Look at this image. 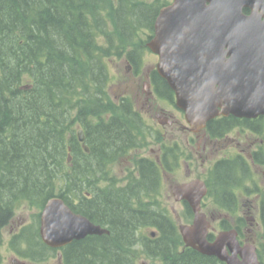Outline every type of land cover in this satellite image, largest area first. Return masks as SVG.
I'll list each match as a JSON object with an SVG mask.
<instances>
[{
	"label": "trees",
	"instance_id": "obj_1",
	"mask_svg": "<svg viewBox=\"0 0 264 264\" xmlns=\"http://www.w3.org/2000/svg\"><path fill=\"white\" fill-rule=\"evenodd\" d=\"M103 1L0 0V246L3 227L13 215L15 202L33 200L42 207L49 197L58 195L71 206L72 198L77 196L73 192L84 190L86 185L91 190L92 179L95 177L99 183L101 171L114 162L118 153L139 147L138 137L147 140L141 129L143 118L130 102L124 100L116 105L107 98L105 58L112 43L100 44L98 34L105 32L99 30L105 9L115 31L111 35L121 42H131V33L143 27L152 31L153 8L147 0H111L102 5ZM111 35L107 36L108 42L112 41ZM128 56L136 58L129 62L137 67V53L132 51ZM155 76L159 80L154 82L158 98L173 100L164 79ZM108 111L110 117L101 118V112ZM92 118L98 120L93 122ZM263 121L262 117L250 121L233 115L220 116L209 120L206 130L212 136L222 135L236 125L258 131ZM75 122L84 130L88 152L72 127ZM157 138L162 144V161L168 167L170 153L178 158L179 148L162 142L160 133ZM139 159L135 161V179L131 175L125 188L118 190L134 194L156 189L153 186L159 181L157 168L146 159ZM246 168L239 157L215 162L206 176L210 203L227 208L233 200V190L251 179ZM94 170L100 174L93 175ZM90 206L86 200L81 211L89 214ZM94 208L114 219L109 222L110 234L72 240L64 248L66 261H131L133 255L129 251L135 249L137 215L129 206L124 208L117 203L101 202ZM260 222L264 233V209ZM162 231L159 240L149 242L152 250L145 251L147 256L152 258L157 252L164 264H223L215 256L192 248L171 253L168 239L179 236L172 229ZM18 237L19 240L10 239L9 246L21 256H36L49 249L41 242L37 227L29 228L25 234L22 231ZM19 241L25 244L23 249ZM259 255L264 264L262 253Z\"/></svg>",
	"mask_w": 264,
	"mask_h": 264
},
{
	"label": "water",
	"instance_id": "obj_2",
	"mask_svg": "<svg viewBox=\"0 0 264 264\" xmlns=\"http://www.w3.org/2000/svg\"><path fill=\"white\" fill-rule=\"evenodd\" d=\"M243 6L253 11L245 15ZM258 7L253 0H173L161 9L146 45L158 55L155 68L173 90L188 130L198 132L219 115H264V20ZM77 137L88 151L82 129ZM172 192L187 199L194 212L190 225H180L187 246L226 264H260L256 247L240 245L235 229L207 239L209 221L199 210L207 192L204 180L174 184ZM103 233L109 230L73 212L59 196L42 207L39 234L48 246Z\"/></svg>",
	"mask_w": 264,
	"mask_h": 264
},
{
	"label": "flooded vegetation",
	"instance_id": "obj_3",
	"mask_svg": "<svg viewBox=\"0 0 264 264\" xmlns=\"http://www.w3.org/2000/svg\"><path fill=\"white\" fill-rule=\"evenodd\" d=\"M254 3L259 4V7L257 8L256 12L259 14L261 20H264V0H253ZM173 3V0H152V2H147V4L152 5L153 10V16H152V31H151V37L154 34V22L156 18L159 16L160 11L162 8L169 6ZM253 11L251 6H243L242 12L245 15H249ZM153 33V34H152ZM149 34V35H150ZM155 59V62H153V67L148 68L145 70L144 75L145 79L142 83V88L140 90V94H136L137 97L135 100H130L127 95H124L122 93L116 94L114 96V101L116 102V105H119L124 100H127L130 102L131 106L135 109V111L142 117V114L136 109L139 108L141 111L149 112L151 116L157 119V122L161 125H163V131H160L161 136H166L168 139L169 145L172 146L174 149L178 146L180 155L183 157H180L179 160L176 158L175 155L170 153V158L167 159L169 163L167 164L168 167L164 164L162 161V144H159L157 146V149L150 148L149 155L151 154L152 158L147 156L138 157L140 159H146L147 161L151 162L153 166H155L158 170V178L159 181L156 184H154V188H150V190H138L136 193L133 194L131 191H124V190H118L123 189L127 185H115L113 184V180L111 178V175L107 176L105 178V181L109 184L105 185L106 188L103 189L102 186H99V183H97L96 179H92V189L91 190H85V191H75L73 193H77V196H74L72 198V204L69 205L68 202L64 200V202L72 209L73 212L82 214L86 216L91 222L94 224H98L102 227H105L109 230L110 234V221L114 220L111 216L102 215L96 209L94 208L95 205L101 202H110L117 203L118 205L123 206L124 208L129 206L133 214H136V226H135V235L133 237V247L139 248V251L137 252L138 255H146L145 251L152 250V246L149 242H153L156 240H159L163 233L164 229H172V231H175L177 233V236H173V239H168L167 243H170L169 247L172 252L180 253L184 250H189L190 246H186V244L183 241V238L180 233V225H190L194 218V212L189 204L188 200L185 198L178 199L172 192V186L174 184L187 182L189 180L184 181H174L169 185V193H166V191L159 190L160 183L163 182V178H171V174L173 173V170H175L179 164L180 159L183 158V161L187 162L188 160L192 159L193 152L196 153L198 151L199 155L201 156V160L203 162H206L209 158L213 157L216 153H219L223 151V146L226 145V143L232 142L234 144V148L237 147V151L233 153V155L227 157L225 156L226 153L221 154L220 156L216 157L214 160V163L217 162L220 159H234L239 157L242 162L247 166L248 171H252V169H260L262 163L261 161L264 160V151H263V145H264V121L262 122V126H259V130L255 131L253 128L250 127H244V126H233L228 132L219 135V136H212L211 133H208L206 129H202L199 132H191L186 127L182 126L184 124V116L183 113L176 108L175 102H174V93H173V100H167L165 98H158L157 94L155 93L154 89V82L159 80L156 78V74L161 77L158 72L155 69V64L158 61V55L154 52H151ZM136 58L132 57L129 59H126V62L128 63L127 67L133 68L134 76H139L138 69L134 68V66L129 62L134 61ZM136 63V61H135ZM163 79V78H162ZM166 82V80H164ZM167 84V82H166ZM168 85V84H167ZM132 89V83L130 81H127L124 84V88ZM169 87V86H168ZM161 101H166L169 103V108H166L160 104ZM134 102V103H133ZM136 107V108H135ZM175 111H179L178 113H181L180 118H178L175 114ZM110 117V116H109ZM107 117V118H109ZM238 119H247V120H253L257 117H262L264 120V115H257L255 117L247 118V117H237ZM166 124V125H165ZM166 126H169L170 130L167 131ZM177 126V129L184 132V145H181L177 142V137L172 134L171 130H174V128ZM235 130L236 136H229V133ZM189 134V136H188ZM242 134V135H241ZM263 134L262 137L260 135ZM245 135V136H243ZM243 137L250 138L251 141L246 146L241 142V139ZM153 140L149 139V141ZM197 140V141H196ZM196 146L194 143H196ZM202 143L201 149L199 148V143ZM139 147H133V151L126 155V160L128 158H133V153H138ZM199 149L201 150L199 152ZM172 151H175L173 149H170ZM176 152V151H175ZM153 153V154H152ZM172 155L174 156L173 158ZM123 157V155H119V157ZM136 158L135 161L138 159ZM164 158V157H163ZM257 158V159H256ZM139 159V160H140ZM177 159V160H176ZM178 161V162H177ZM213 163V164H214ZM213 164L210 166V168L213 166ZM136 165V164H135ZM112 166V165H110ZM111 168V167H110ZM134 170L136 171V167H134ZM264 176V171H262ZM137 176V174H136ZM135 176V177H136ZM202 178V177H200ZM102 181V180H101ZM204 181H206V178H204ZM206 183V182H205ZM255 181H253L254 185ZM244 184V183H243ZM242 184V185H243ZM240 185V187L242 186ZM104 187V186H103ZM244 192L242 194H247L248 197L246 199L238 201V199H234V190L232 192L233 194V200L230 202V205L225 208L224 206H217L213 202L210 203V201L207 200L208 193L201 198L200 200V208L199 210L206 215V218L209 220V230L207 239L209 241H213L216 234L221 230L231 229L234 228L236 230V237L239 241L240 245H243L245 243H251L256 247V252L261 263L260 259V250L258 245L255 243V234L253 231L252 226H259L261 222H259L260 219V213L264 209V190L260 187L259 189L256 188H248L243 187ZM254 193V194H253ZM251 196V197H249ZM253 197V198H252ZM85 198V199H82ZM120 198V199H119ZM86 200L90 201V213H84L81 211V206L84 205ZM127 206H124V205ZM239 210L240 214L239 218L236 220H233L232 224H228L227 220H225L224 217L227 215H224L225 213H231L233 211L236 213ZM216 211L217 214H214ZM224 211H226L224 213ZM224 213V214H223ZM223 214V215H222ZM248 221V223L251 225L250 227L242 226V221ZM238 221V222H237ZM23 219H17L15 223H13L10 226L9 234L10 239L19 240L20 237L18 235H21L22 231H25L27 228L22 227L23 226ZM217 226L220 228L216 230ZM262 226V225H261ZM39 228V222L37 229ZM144 230V232H142ZM39 234V231H38ZM106 234V233H105ZM88 235H98V234H87L84 237ZM101 235V234H99ZM40 237V236H39ZM82 237V238H84ZM79 239H72V240H80ZM167 240V238H165ZM41 240V238H40ZM72 240L62 246H59L57 248L47 246L42 240L41 242L46 245L50 250V254L55 257L57 264H69L66 261V255L64 248L67 247L70 243H72ZM22 245V241L18 242ZM145 243L147 246H145ZM193 249V248H192ZM157 251V250H156ZM197 251V250H196ZM15 253V252H14ZM41 254V253H40ZM38 254V255H40ZM18 255V254H17ZM28 256V255H22L21 259H18L17 257L11 258V264H32L33 261H39L41 259L48 258L47 255L49 254H43L42 257L40 256ZM133 255V254H132ZM16 256V255H15ZM133 257H136L133 255ZM151 261L143 262L142 264H164V261L160 254L157 252L153 255V257L147 256ZM223 262V261H222ZM93 264V262L91 263ZM223 264H226L223 262Z\"/></svg>",
	"mask_w": 264,
	"mask_h": 264
},
{
	"label": "rangeland",
	"instance_id": "obj_4",
	"mask_svg": "<svg viewBox=\"0 0 264 264\" xmlns=\"http://www.w3.org/2000/svg\"><path fill=\"white\" fill-rule=\"evenodd\" d=\"M111 0H104L101 2L102 5H107ZM147 2H152V0H147ZM102 16L103 20L102 23L100 24L101 28L99 30H105V32H101L98 34V41L100 44L103 45H108V43H112L111 45L109 44V51H108V56L105 58V68L107 70V83L105 87V91L107 94V98L110 100H115L114 96L116 94L122 93L124 95H127V97L130 100H135L137 97L136 94H140V90L142 88V83L145 79L144 72L148 68L153 67V62H155V57L154 55L147 49L146 47V42H147V35L151 33L150 29L147 27H143L139 30L138 32H133L131 33V36L129 39H131V42H121L115 35H111L112 33H115L113 30V25L110 20V16H108L107 12L105 9L102 10ZM98 30V31H99ZM108 35L109 38L112 39V41L108 42ZM137 53L138 58H140L139 64L137 65L138 69V74L139 76L135 77L133 68L127 67L128 63L126 62V59L128 58V53L132 52ZM130 81L132 83L133 88L130 89H125L124 84ZM116 104V102L114 101ZM134 103V102H133ZM160 104L166 108H169L172 105H169L168 102L166 101H161ZM173 107V106H172ZM136 108V107H135ZM141 114L143 118V124L141 125V129L143 128L146 139L138 137L136 139V142L138 145H140V148L138 150V153H133V158H128L126 160V155L127 153L130 154L133 150L130 149L129 152L123 153V157H119V154L116 155L114 158V162H110L109 164L105 165L104 170L101 171V174L98 171L92 172L93 175L100 174L102 176V181L99 182V186H104L109 184L108 182L105 181V178L109 175H111V178L113 180V184L115 185H126L129 182V178L132 175V178L135 179L136 176V171L134 170L135 167V159L138 157L142 156H147L149 155V149H157V146L161 144V141L159 138H157V133H160V131H163V125L159 124L157 122V119L154 118L153 116L150 115L149 112H144L141 111L139 108H136ZM179 112V111H178ZM175 111V114L178 118H180L181 113H178ZM73 114V112H72ZM101 118L107 119L111 115L110 111L104 113L101 112ZM93 122H96L98 119L92 118ZM166 125V124H165ZM75 130V133L77 130L81 127L79 122H75V124L72 126ZM167 131L170 130L169 126H166ZM160 130V131H159ZM172 134L177 137V142L180 143V148L181 145H184V132L181 130L177 129V126L174 128V130H171ZM242 135V134H241ZM137 136V135H136ZM189 136V134H188ZM229 136H236V131L232 130L229 133ZM245 136V135H243ZM263 134L260 135L262 137ZM149 141V139H152ZM162 142L168 143L170 139H168L166 136L164 137L162 135ZM197 141V140H196ZM195 141V142H196ZM251 141L250 138L243 137L241 139V142L244 145H248L249 142ZM197 142L194 143L196 146ZM202 143H199V148L201 149ZM264 147V145H263ZM223 151L216 153L213 157L209 158L206 162H203L201 160V156L199 155L198 151L196 153L193 152L192 154V159L188 160L187 162L183 161V158L180 159L179 164L175 170H173V173L171 174V178H163V182L160 183L161 185L159 186V190H162L163 192L166 191V193H169V185L174 182V181H186V180H192L197 177H202L205 178L206 174L208 173V170L210 166L214 163V160L216 157L220 156L223 153H226L225 156L229 157L233 155L234 152L237 151V147L234 148V144L232 142L226 143L225 146H223ZM199 149V152L201 151ZM264 151V148H263ZM181 152V151H180ZM151 153V152H150ZM153 154V153H152ZM149 157L152 158L151 154ZM180 157H183L180 155ZM179 160V157H178ZM112 161V160H111ZM112 165V166H110ZM111 167V168H110ZM264 171V164L261 165L260 169H252V171H249L251 175V179L246 180L244 184L234 190V199H238V201L246 199L248 197L247 194H242L244 192L243 187H248V188H256L259 189L260 187L262 190H264V176L263 172ZM95 178V177H94ZM253 181H255L253 185ZM90 190L88 189L87 185L84 187V190ZM254 194V193H253ZM251 197V196H249ZM253 198V197H252ZM208 201H211L210 198H207ZM42 207L38 206L36 203H34L33 200H26V201H19L14 203V210H13V215L9 222L3 227V243L0 246V252L2 254V263L1 264H11V258L17 257L18 259L24 258L21 256V254L14 253L9 246V230L10 226L17 221V219H23V226L24 228H27L24 231V234L27 232V230L31 227H37L38 222H39V214L40 210ZM226 211H224L225 213ZM223 213V214H224ZM214 214H217L216 211ZM222 214V215H223ZM224 215H227L225 220H227L228 224H232L233 220H236L239 218L240 212L239 210L234 213L231 211V213H225ZM238 222V221H237ZM243 224L242 226H247L250 227L251 225L248 223V221H242ZM260 222V219H259ZM220 227L217 226L216 230L219 229ZM253 231L255 234V243L258 245L260 252L263 255V263H264V233H263V228L261 224L259 226H252ZM144 232V230H142ZM145 233V232H144ZM22 248L25 247V245H21ZM19 250H21L20 245H19ZM139 251V248L136 249H130L131 255H135L136 257L131 258V261H126V264H142L143 262H150L151 260L145 256V255H138L137 252ZM50 250H46L42 252L40 257L43 256V254H49L47 255L48 258L41 259L39 261H33L32 264H57V261L55 257H53L50 254ZM16 255V256H15ZM125 264V263H124Z\"/></svg>",
	"mask_w": 264,
	"mask_h": 264
}]
</instances>
